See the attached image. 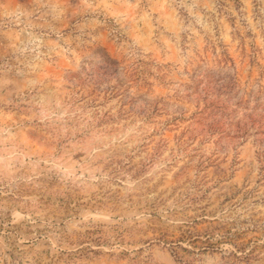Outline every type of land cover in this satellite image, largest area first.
<instances>
[{"label": "rangeland", "instance_id": "1", "mask_svg": "<svg viewBox=\"0 0 264 264\" xmlns=\"http://www.w3.org/2000/svg\"><path fill=\"white\" fill-rule=\"evenodd\" d=\"M203 72L264 91V0H0V264H264V134L195 121Z\"/></svg>", "mask_w": 264, "mask_h": 264}, {"label": "trees", "instance_id": "2", "mask_svg": "<svg viewBox=\"0 0 264 264\" xmlns=\"http://www.w3.org/2000/svg\"><path fill=\"white\" fill-rule=\"evenodd\" d=\"M105 65L102 67L105 74H112L118 70L116 62L107 58L103 60ZM199 81L196 83L191 94L196 95L197 103H200L199 110L195 113L196 122H202L207 130L219 133L221 136L227 135L230 138H241L250 130H254L255 135L264 134V91L257 90L240 94L237 89V81L230 77L226 82H218L210 77L209 73L198 75ZM203 84V85H200ZM247 110L242 112V116L237 117L238 109ZM232 127V128H231ZM263 144V141H259ZM216 239L214 242L213 240ZM171 243L169 247L171 254L177 261L182 259L177 249L187 250L180 243L187 241L195 244L196 242L206 243V248H218L216 244L221 243L213 234L205 231L204 239L198 234H193L189 229L183 230L176 240H166ZM196 245V244H195ZM11 263L15 264L12 256Z\"/></svg>", "mask_w": 264, "mask_h": 264}]
</instances>
